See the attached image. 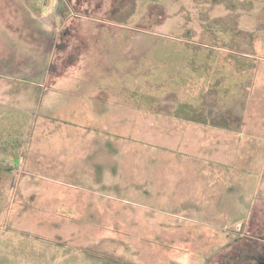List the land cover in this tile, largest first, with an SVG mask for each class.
Returning a JSON list of instances; mask_svg holds the SVG:
<instances>
[{
  "label": "rangeland",
  "instance_id": "rangeland-1",
  "mask_svg": "<svg viewBox=\"0 0 264 264\" xmlns=\"http://www.w3.org/2000/svg\"><path fill=\"white\" fill-rule=\"evenodd\" d=\"M41 1L37 21L69 22L73 42L30 56L42 86L0 78L27 91L0 106V264H244L264 248V0ZM7 3L26 14L0 0L14 41ZM92 87L114 104L81 99Z\"/></svg>",
  "mask_w": 264,
  "mask_h": 264
},
{
  "label": "crops",
  "instance_id": "crops-1",
  "mask_svg": "<svg viewBox=\"0 0 264 264\" xmlns=\"http://www.w3.org/2000/svg\"><path fill=\"white\" fill-rule=\"evenodd\" d=\"M18 4L20 5L24 12H25V19L26 20H16L14 19L16 17V9L13 4L7 3V6H11V11L7 12L8 17H10L9 21L4 25V27H9L11 30L10 37L14 41H6L5 38H3L0 35V64L1 62H9V63H21L19 64V67L17 68L18 71H15V69H9L8 67H4V71H0V78L3 79V81L8 83V86H11L10 83L13 82L16 84L21 85H28L33 88H37L39 86H42V82L44 79H46L48 76L45 74V69L41 70V74L38 76V72L34 73L31 76V72L29 71V63L28 60L32 59L30 56L32 54L37 53L40 50L43 54L47 56L51 55L53 51L58 52V54L62 53L64 50L65 43L68 41L73 42L72 38H69V36H64L63 33H65L66 28H73L72 25H70L69 22H63L60 24V33L57 28L56 22H53L49 26L48 24L41 23V21H37L38 17L42 20L43 14L38 13L40 12L39 9H41V0H18ZM6 6V7H7ZM5 7V8H6ZM13 7V8H12ZM0 29H1V23H0ZM16 32H14V30ZM75 29V28H74ZM14 36V37H13ZM63 38V39H61ZM24 46L23 48L21 46ZM47 45V46H45ZM60 52V53H59ZM57 55V54H56ZM180 58V57H179ZM181 59V58H180ZM180 59H165L163 61H178ZM182 60V59H181ZM34 62V61H33ZM31 62V63H33ZM6 63V64H7ZM24 63V64H23ZM34 66V64H32ZM35 67H37L35 65ZM19 74L25 75L27 78L31 77V79L26 78H18L15 76H18ZM37 77H40L37 79ZM42 77V78H41ZM0 79V80H1ZM35 79V80H34ZM40 84V85H39ZM5 88V91L0 92V106L3 103H9L12 100H16V97L18 98V101H22L23 98L26 96V90L20 91V93H13L14 91H8L7 87ZM103 88H93L88 89L87 91H83V94L90 93L91 96H82L81 99L88 101L92 105L99 104L101 105V108L104 104H114L113 102H109L106 99H104V95L102 93ZM102 110H107L105 107ZM115 110V109H113ZM194 120V119H193ZM197 122L198 120H194ZM201 124V122H199ZM5 134V131L0 132ZM0 148L4 150L9 149V138H6L4 135L0 137Z\"/></svg>",
  "mask_w": 264,
  "mask_h": 264
},
{
  "label": "flooded vegetation",
  "instance_id": "flooded-vegetation-1",
  "mask_svg": "<svg viewBox=\"0 0 264 264\" xmlns=\"http://www.w3.org/2000/svg\"><path fill=\"white\" fill-rule=\"evenodd\" d=\"M249 257L248 259L244 260V264H264V248L260 249L259 251L248 252ZM240 264V263H235Z\"/></svg>",
  "mask_w": 264,
  "mask_h": 264
}]
</instances>
